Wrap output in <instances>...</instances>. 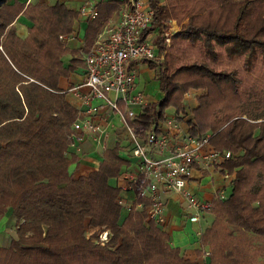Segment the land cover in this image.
<instances>
[{"label":"trees","instance_id":"1","mask_svg":"<svg viewBox=\"0 0 264 264\" xmlns=\"http://www.w3.org/2000/svg\"><path fill=\"white\" fill-rule=\"evenodd\" d=\"M27 1L0 5V219L10 210L15 225L10 244L0 246V264H190L161 227L146 221L144 209L135 208L138 199L129 210L119 202L121 190L110 182L119 177L124 163L118 146L104 149L98 167L88 174L69 171L76 159L69 135L78 111L60 80L84 63L60 36L74 30L77 11L60 1ZM159 2H150L156 12L146 31L159 36L163 22L176 19L182 23L176 38L201 42L210 61L218 60L216 46L227 58H240L247 70L264 60V0ZM119 3H98V16L87 24L83 52ZM19 18L28 21L24 37L16 30ZM66 54L70 58L64 64ZM210 61L194 60L171 72L166 63L158 64L160 96L139 118L149 126L164 119L165 108L179 113L181 93L188 88L207 89L199 97L192 133L209 132L216 149L231 151L220 167L234 178L227 199L215 198L212 204L221 206L233 228L213 218L203 230L200 245L211 249L205 264H264L231 238L235 231L264 238V182L246 190L248 168L264 167V95L256 89L245 91L236 70L215 68ZM153 63L149 68L156 67ZM86 221L103 227L98 234L110 231L109 240L100 243L97 234L95 239L87 236Z\"/></svg>","mask_w":264,"mask_h":264},{"label":"built area","instance_id":"2","mask_svg":"<svg viewBox=\"0 0 264 264\" xmlns=\"http://www.w3.org/2000/svg\"><path fill=\"white\" fill-rule=\"evenodd\" d=\"M99 1L83 0L78 16L87 21L95 19ZM117 1L120 2L117 20L109 21L92 46L83 52L84 81L66 90L72 92L78 105L69 135L70 147L80 153L85 139L89 138L102 153L107 148L112 120L116 118L126 136L125 151L136 162V173L130 175L124 186L139 200L135 208L144 209L148 220L162 226L166 222L163 194H177L188 221L196 225L195 235L200 243L202 220L213 200L202 199L190 189L194 167L211 171L229 159L231 151L212 146L211 133L193 134L192 127L179 113L165 114L163 120L149 126L141 123L139 117L151 100L144 90L137 88L136 79L139 65L158 56L153 43L157 33L146 31L154 21L156 9L151 6V0ZM77 37L73 30L61 35L60 40L67 46ZM221 173L223 180H230L226 171ZM225 186L217 190L215 198L227 197ZM119 202L122 204L120 199ZM132 205L123 206L129 210ZM98 236V241L105 243L109 234L103 230ZM208 255V251L203 252L204 258Z\"/></svg>","mask_w":264,"mask_h":264},{"label":"rangeland","instance_id":"3","mask_svg":"<svg viewBox=\"0 0 264 264\" xmlns=\"http://www.w3.org/2000/svg\"><path fill=\"white\" fill-rule=\"evenodd\" d=\"M13 0H4L3 3H11ZM38 0H31V2H36ZM43 2L49 3L48 0H44ZM167 0H160L158 3V6H162L163 4H166ZM232 12V11H231ZM230 20L232 21V16L230 17ZM183 22H186L183 21ZM17 26H20L18 24ZM26 34L28 31V27L26 28ZM182 29V23L178 22L176 19H168L163 22V24L160 27L159 30V36L154 37L153 43L158 48V56L157 59H154L152 61H148L147 63L154 62L153 64L156 65V67L149 68L150 75L154 76V73L158 72V64L159 66L162 63H166L168 67V71L171 72V70H174L175 68H178V66L182 64H187L189 62H192L194 60L200 61L201 59H206L210 61L209 58H205L203 53L204 49L201 45V42H187L185 40L177 39L176 36L178 35L179 31ZM17 30V27H16ZM25 34V36H26ZM24 37V36H23ZM79 37V36H78ZM168 38L166 41L165 39ZM78 44L79 40L76 39L75 41ZM67 46L71 44V42L66 43ZM215 50L219 51V56L217 61H210L212 65L215 68L218 69H227V70H236L238 72V76L242 78L243 81V89L246 91V88H249L248 90L256 89L260 92L261 96L264 95V60H259L255 63L254 67L251 70H247L245 66L243 65V62L238 57H231L227 58L226 55L223 52L222 48H218L216 46ZM65 58L64 60H66ZM145 75L143 73H140L137 77L136 83L137 88L144 90L146 94L153 99L156 97L159 98L160 92L157 90V81L156 79H152L146 82L145 81ZM61 86L62 88L69 89V86H72V80H71V73L70 76L67 78L62 77L61 78ZM68 100L70 101L71 105L74 103V97L72 98V92H68ZM207 89L205 88H188L185 92L181 93V105L179 108H177V112L179 114L183 115V119L188 122L190 127L195 126L196 124V115L197 110L199 108V97L206 95ZM259 94V93H258ZM212 95V94H211ZM219 94L216 92V96ZM213 96V95H212ZM214 98V96H213ZM215 99V98H214ZM217 101H219L216 98ZM215 101L216 104L218 102ZM225 102V100L223 101ZM212 109H214L212 107ZM211 109V110H212ZM175 112V109L173 107L165 108V114L166 115H172ZM197 128V126H195ZM199 134V131L194 130ZM209 133V132H208ZM88 139V138H87ZM85 139V141L87 140ZM85 143V142H84ZM212 146H214L211 143ZM264 172V167L260 164L254 165L247 170V180L249 181V185L247 186L246 190L250 191L258 186H262L264 180H262V174ZM229 174V173H228ZM229 175H233L229 174ZM223 178V177H222ZM234 178V177H233ZM232 182V179H231ZM230 189H226L225 193L228 195ZM228 197V196H227ZM227 197L225 199H227ZM220 205H215L213 208L211 207L210 210L206 213V215L203 217L202 225L204 227H207L213 218H216V220L225 226L227 229L233 228V225H230L226 222L225 216L220 209ZM140 210V209H137ZM145 212V211H144ZM11 212L8 210L5 215L0 219V246L5 247L10 244V241L15 236V225H14V219L10 216ZM146 221H149L146 217ZM163 227V226H159ZM103 228V227H102ZM100 227H92L87 224V221L85 222V232L87 236H93L92 239H95L94 235L97 234L98 239V232L102 229ZM165 232V231H164ZM226 230L223 232L225 235ZM111 236V233L109 231V237ZM232 239L236 240L241 248V250L252 257V253L255 252L259 258L264 260V238L256 237L251 233L242 234L238 233V231H235L232 234ZM199 242V241H198ZM200 245V243H199ZM247 250V251H246ZM208 251L210 257L211 249L209 245L202 244V246L199 247V255L203 257V252ZM204 264V263H202Z\"/></svg>","mask_w":264,"mask_h":264},{"label":"crops","instance_id":"4","mask_svg":"<svg viewBox=\"0 0 264 264\" xmlns=\"http://www.w3.org/2000/svg\"><path fill=\"white\" fill-rule=\"evenodd\" d=\"M44 1V0H43ZM56 1H60L66 5V7L78 10L79 6L83 2V0H48V4H53ZM100 2V1H99ZM118 18V9L112 14L111 17L107 19V21L101 26L100 30L96 34L94 41L97 35L104 29L105 25L109 21H116ZM89 21L83 19L78 16L74 21L73 29L76 30L79 37L76 39L79 40L78 44L76 42H72L68 46L71 50H78V58L83 62V51L82 47L84 46V37L85 31L87 28V24ZM20 24V26H17ZM15 26L17 27V33L19 36L23 37L26 34V28L28 27V21L19 18L15 22ZM155 31V30H153ZM156 32V31H155ZM157 33V32H156ZM75 41V40H74ZM67 58L66 60H64ZM70 55L66 54L63 57L64 64L69 61ZM72 58V55H71ZM148 63L139 65V74L143 73L145 75V81L148 82L152 79H155L154 76L150 75ZM151 77V78H150ZM71 88L77 84H80L84 81V66L78 67L71 74ZM137 80V79H136ZM62 79L60 80L61 84ZM158 87V82H157ZM72 94V98H73ZM149 100L155 101V98L148 96ZM156 99H158L156 97ZM73 106L76 107L77 101L74 98ZM77 109V107H76ZM78 111V109H77ZM113 126L109 128V137L107 140V148H111L114 146H118V154L121 158H123L124 163L121 166L120 175L117 178H113L110 180L112 184L117 185L120 192V200L123 205L131 204L135 201V194L132 190H128L124 186L128 182L130 175L136 173V162L134 158H131L125 151L126 146V136L123 128L118 123L116 118L112 120ZM70 152L76 155L75 161L71 163L69 166V171L73 173L74 176H78L81 174H88L90 171L95 170L98 167V164L102 160V153L97 150L92 141L88 138L84 145L82 152L77 153L72 148H70ZM221 167L214 166L211 171H201L199 167H194L193 177L190 180V189L200 198L213 200L215 199V195L217 190L221 188L224 184L225 190L230 189L231 187V179L233 180V175H229L230 180H223ZM163 198L165 200V214H166V222L163 224L162 229L169 235V242L171 246L177 247L180 251V254L189 260L190 264H202L206 262V258L199 255V242L195 235L196 225L192 224L187 219V213L184 209V205L182 199L175 193L166 192L163 194ZM205 229L206 227L203 226Z\"/></svg>","mask_w":264,"mask_h":264},{"label":"water","instance_id":"5","mask_svg":"<svg viewBox=\"0 0 264 264\" xmlns=\"http://www.w3.org/2000/svg\"><path fill=\"white\" fill-rule=\"evenodd\" d=\"M4 2V0H0V5Z\"/></svg>","mask_w":264,"mask_h":264}]
</instances>
